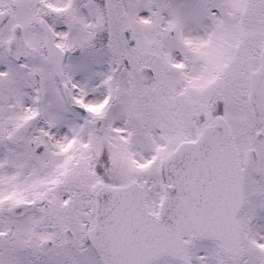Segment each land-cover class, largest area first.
I'll list each match as a JSON object with an SVG mask.
<instances>
[{
    "label": "snow or ice",
    "instance_id": "snow-or-ice-1",
    "mask_svg": "<svg viewBox=\"0 0 264 264\" xmlns=\"http://www.w3.org/2000/svg\"><path fill=\"white\" fill-rule=\"evenodd\" d=\"M0 264H264V0H0Z\"/></svg>",
    "mask_w": 264,
    "mask_h": 264
}]
</instances>
